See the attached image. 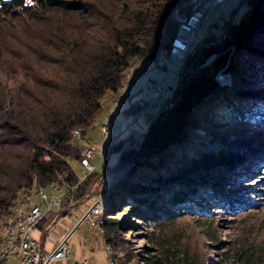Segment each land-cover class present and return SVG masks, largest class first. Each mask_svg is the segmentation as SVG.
I'll list each match as a JSON object with an SVG mask.
<instances>
[{"label":"trees","instance_id":"obj_1","mask_svg":"<svg viewBox=\"0 0 264 264\" xmlns=\"http://www.w3.org/2000/svg\"><path fill=\"white\" fill-rule=\"evenodd\" d=\"M191 1L0 0V217L21 195L41 203L39 188L67 193L63 209L37 228L46 236L96 180L107 199L94 218L105 246L127 245L133 214L151 228L142 261L129 252L121 264H264V217H256L264 213V0H235L199 34L173 96L148 100L135 126L141 147L130 131L115 136L81 183L87 134L108 97L119 99L139 62L166 70L159 57L178 18L196 10ZM126 208L128 217L120 215ZM224 214L239 238L222 230Z\"/></svg>","mask_w":264,"mask_h":264},{"label":"rangeland","instance_id":"obj_2","mask_svg":"<svg viewBox=\"0 0 264 264\" xmlns=\"http://www.w3.org/2000/svg\"><path fill=\"white\" fill-rule=\"evenodd\" d=\"M234 2H235L234 0L229 1L225 6L220 7L217 11L215 20H218V19L221 20L222 15L228 14L230 12ZM208 27L209 26L206 25L204 27V31ZM5 34L9 35V37H13L14 34H16V32L7 29ZM3 56L5 58H7V55H3ZM5 60L3 61V64L7 65L8 61L5 62ZM146 62L148 63V61H146ZM131 71H132V69L130 70V73H131ZM136 71L138 74L144 72V70L142 71L141 66H138ZM146 75H147L146 76L147 78L151 77L155 80L158 79L162 85H167V84L171 83L172 82V76H173L172 73L168 70L150 71V73H148ZM6 79H7L6 74H4L2 72V69H1V71H0V89H2L1 87H3V85L5 84ZM217 79H218L219 83L222 85L228 84V82H229V77L227 75H224V74H219ZM133 82H134V80H133ZM150 85H151V83H147V87L145 86L146 89H148V87H150ZM174 88L175 87L173 85L172 88L167 93V95L169 97L172 95ZM117 97L118 98L124 97V90H122L119 94H117ZM107 100H108V103L106 105V109L102 113V114H104V118H108V119L114 118V122H112L113 125H116L115 123L118 121L119 128L120 129L125 128L126 127L125 125L128 123L129 119L127 118V116L125 114L124 107L121 106L119 109L117 108L122 103H125V102H119V104H118V102H117L118 100L117 99L115 100V98L112 99V96L108 97ZM109 108H110V110H109ZM102 114H100V115H102ZM104 124H106V122L101 123L98 121V119H96L94 126H98L100 128L101 132L103 133L102 127ZM217 126L218 125H216V128H217ZM225 126H226L225 123L221 122L219 124L220 130H222ZM117 131H119V130H117ZM117 131L115 130V133H117ZM101 132L98 131V134L95 137L99 141L105 140L106 144H108L110 142L111 138L110 137L109 138L103 137ZM250 132H252V131H247L246 134H249ZM137 138H140L138 140L140 142L141 141V135H138ZM90 143L95 145V143H93V142H90ZM98 150H99V148L97 146L96 147V154L92 158V163L95 165H97L98 162L102 159V156L103 157L105 156V154H104L105 152H103L104 155L102 153L99 154ZM116 160H117V158L113 157L112 162H116ZM93 173L87 174V171L82 169V171L80 173L81 177H82L81 183H83L84 180L89 178V175H92ZM85 187H87L88 189ZM85 187L82 190L83 195L79 199L81 202L78 203L76 206H74L71 209L70 214L61 215L56 220V222L49 228L46 239L41 236L40 241L43 240L45 243V246H44L45 249H43V252H45V253L53 252L64 241H66V245L69 247L70 252L73 251L79 257H82L81 255H82V253H84V251L86 252V249H84L85 245L87 247H89L90 249L93 248L96 252H101L100 244L98 242L99 237L102 239V244H103L104 250L108 246V245L105 246L103 233H102L100 227H98V226L96 227L95 224H89L86 221H83L82 223H80L83 219V214H85V212H87L91 208L93 210H96L95 211V212H97L96 215L101 214L104 210V206H105V203L107 201V199L101 193L103 188L100 186V182L96 183V180H95L93 183H91V185H88ZM134 209H135V207H134ZM129 214L130 213L128 212L127 208L121 209V211H120V215H125V217H128ZM256 217L258 220L259 218L264 217V213H257ZM220 220H221L222 230L227 232V234L230 237H232L234 239H237L240 237L242 231H240V229L238 230L237 223H235V221H234V217H232L228 214H224V215L220 216ZM255 220L253 219V221H255ZM132 222L137 223L136 225H138V226L130 227L128 229L127 233L124 234V239H126L127 245L125 247L120 248V250H116L113 248V253L117 257L118 262H119L118 264L125 262V260L127 258L126 253H129V252L133 253V256H134L133 257L134 261H132V262H135V260L137 262H141L145 256V253L143 252V248L144 247H147V248L152 247L150 245V243L147 241V234L151 230V228L148 229L143 221L136 218L135 214L132 215ZM223 238H224L223 239L224 241L229 240V238H226L225 236H223ZM71 248H72V250H71ZM103 257H105V255L100 254L99 256L94 257L93 260L96 261L97 259L103 258ZM10 262L14 263L15 260L13 258H11ZM57 262H64V260L57 261ZM208 264H215V261L209 259Z\"/></svg>","mask_w":264,"mask_h":264},{"label":"built area","instance_id":"obj_3","mask_svg":"<svg viewBox=\"0 0 264 264\" xmlns=\"http://www.w3.org/2000/svg\"><path fill=\"white\" fill-rule=\"evenodd\" d=\"M224 1L206 0L199 11L181 25V35L175 39L172 50V57L177 65H180L184 60L187 50L192 44L193 37L202 24L211 20L213 7ZM161 93V90H157L155 96L158 97ZM102 131L105 136H109L111 134L110 125L104 124ZM75 134L77 139L81 137L80 131ZM95 154L96 146L94 144L87 143L84 145L81 165L89 174L95 172L98 167L92 163ZM66 195L67 193L62 191L51 195L45 189L39 188L37 193V198L41 202L39 204L34 203L32 198L21 195L18 201L15 202L13 212L0 217V237L2 235L4 238L0 248V257H11L15 260V264H52L69 259L73 261V264H94L87 258L74 256L66 245V241L62 242L53 252L45 253L34 236L39 224L49 213L59 212L63 209ZM95 211L91 208L85 212L80 223L86 221L89 224H95L94 218L97 214ZM105 252L107 260L101 264L119 263L111 246H107Z\"/></svg>","mask_w":264,"mask_h":264},{"label":"crops","instance_id":"obj_4","mask_svg":"<svg viewBox=\"0 0 264 264\" xmlns=\"http://www.w3.org/2000/svg\"><path fill=\"white\" fill-rule=\"evenodd\" d=\"M138 66H141V69H142V71L144 70V72L138 74L136 71ZM132 71L133 72L131 73L130 76L134 77V79H136V81L135 82L129 81L130 83L124 89V97L119 98L117 101L118 104H119V102H125V103H122L119 107H117L118 109L121 106L124 107L125 114H126L127 118L129 119L128 123L125 126H127L135 118V116H137L138 114H143V113L146 114V111L148 109L147 108L148 100L151 99L153 96L154 87H155V85L161 84L158 79L155 80L151 77H148V78L146 77L147 76L146 74L150 73V71H158V69L156 67H154L153 64H151L150 62H148V63L147 62H139L136 64L135 68ZM147 83H151V85H150V87H148V89H146ZM169 89H171V87ZM165 98H167V97L165 96ZM162 100L165 101L164 98H162ZM109 110H110V108H109ZM150 110L151 109H149V111ZM144 117H145V115H144ZM97 119L101 123L106 122V124L108 123L110 125L111 134H110V136H105L101 132V130L98 126H93L88 131L87 143L88 142L89 143L90 142L95 143L96 147L98 146V148H99V150H98L99 154H101V153L103 154V152H106L104 150H106L109 147L111 140L109 143L107 142L108 144H106L105 140L99 141L95 137L98 134V131L101 132L103 137H105V138L110 137L112 139L113 137L118 136L124 128H122V129L119 128L118 121L115 123L116 125H113L112 122H114V118H111V119L104 118V114L100 115ZM145 120H146V118H145ZM115 130L116 131L119 130V131H117V133H115ZM100 162H101V160L98 162V164L96 166H99ZM34 236L39 241L40 247L42 249H45L44 248L45 243L43 240L40 241V239H41V236L46 239L47 235L43 236L40 230H36L34 233ZM98 242L100 244L101 252H96L93 248L90 249L89 247H87L85 245L84 249H86V252L83 250L84 253H82V255H81L82 257L77 256L73 251L71 253L74 256H77L79 258H87L94 264H101L107 260V254L103 248L102 239L100 237L98 238ZM71 250H72V248H71ZM100 254H104L105 257L99 258L96 261H94L93 260L94 257L99 256ZM14 264H15V262H14ZM52 264H73V261L71 259H69V260H64V262H54Z\"/></svg>","mask_w":264,"mask_h":264},{"label":"water","instance_id":"obj_5","mask_svg":"<svg viewBox=\"0 0 264 264\" xmlns=\"http://www.w3.org/2000/svg\"><path fill=\"white\" fill-rule=\"evenodd\" d=\"M205 1L206 0H192L191 4H194L197 7L196 10L193 13H191L188 17H180V18H178L179 22H180V25H179V29H178L177 35L172 41L171 48H170V50L168 52H163L160 55V57H159V62L166 67V70H168V71H170L172 73V75H173L172 76V82L167 84V85H162V84L155 85L154 91H153V96H152L153 101L162 100V98H164L165 99L164 102H166L167 100H169L173 96L174 91L176 89V86L178 84V81L180 79L181 73H182V71L185 68V63H186L187 56H188L190 50L192 49L195 41L197 40L199 34L202 31H204V27L206 25L213 27V23L215 21V17H216L218 9L220 7H222V6H225L229 1H233V0H225L224 2L219 3L216 7H213V9H212L213 10V15H212L211 20L209 22H204L202 24V26L200 27L199 31L194 35L192 44H191L190 48L187 50V53H186V56H185L184 60L181 62L180 65H177L175 63L173 57H172V50H173V47H174L175 39L178 36L181 35V33H180L181 32V25L183 23L187 22L191 18L192 15H194L196 12H198L200 7L202 6V4ZM223 40H224V38L221 39L220 42H223ZM215 56H216V53L215 52L212 53L209 57L206 58V60L204 61V63L202 65H206V64L210 63L214 59ZM158 71H160V69H158ZM135 81H136V79H134V82ZM173 85H174L175 88H174V91L172 92V95L169 97L167 95V93L170 90L169 88L170 87L172 88ZM179 89H180V84L178 86V90ZM157 90H161V92H162L158 97L155 96V93H156ZM165 96L167 98H165ZM148 107H149V104H148L147 108ZM144 115L145 114L143 113V114H138L137 116H135V118L122 130V132L117 137H119L125 131L132 132L133 137H134V146L137 149H139L141 147L143 141H144V134L138 128H135V126H136L137 123H140V124L143 123ZM138 135H141V141L140 142L138 141L140 138H137ZM117 137L112 138L111 139V143L113 141H115L117 139Z\"/></svg>","mask_w":264,"mask_h":264}]
</instances>
